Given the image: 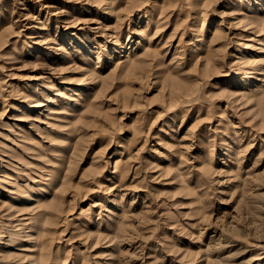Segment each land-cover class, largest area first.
Masks as SVG:
<instances>
[{"label": "rangeland", "instance_id": "rangeland-1", "mask_svg": "<svg viewBox=\"0 0 264 264\" xmlns=\"http://www.w3.org/2000/svg\"><path fill=\"white\" fill-rule=\"evenodd\" d=\"M0 264H264V0H0Z\"/></svg>", "mask_w": 264, "mask_h": 264}, {"label": "bare ground", "instance_id": "bare-ground-1", "mask_svg": "<svg viewBox=\"0 0 264 264\" xmlns=\"http://www.w3.org/2000/svg\"><path fill=\"white\" fill-rule=\"evenodd\" d=\"M72 25V24H71ZM39 104V103H38Z\"/></svg>", "mask_w": 264, "mask_h": 264}]
</instances>
